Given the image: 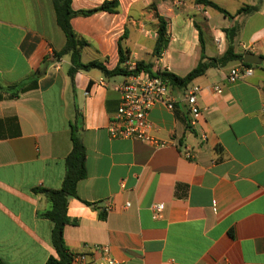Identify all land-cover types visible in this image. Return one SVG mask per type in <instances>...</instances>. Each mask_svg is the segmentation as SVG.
<instances>
[{"label":"crops","instance_id":"crops-1","mask_svg":"<svg viewBox=\"0 0 264 264\" xmlns=\"http://www.w3.org/2000/svg\"><path fill=\"white\" fill-rule=\"evenodd\" d=\"M102 1L71 0V8ZM117 1L116 13L70 19L86 41L82 62L114 68L120 39L123 66L142 61L152 74L183 77L199 60L195 25L204 55L219 58L229 45L224 29L237 23L233 53L261 61L233 84L226 81L229 61L208 67L185 87L169 86L172 109L158 103L148 115L151 133L168 145L110 138L116 86L126 75L105 77L91 68L69 78L68 55L53 59L65 36L52 0H0V84L24 80L44 57L50 61L34 88L0 100V264H44L56 255L53 221L42 216L51 204L33 189L61 187L72 126L85 149L86 174L77 197L67 201L63 240L71 256L103 245L117 264H264V0H211L229 16L194 0ZM256 3L257 11L235 14ZM158 17L168 41L154 56ZM189 90L200 108L190 129ZM184 145L191 159L183 156ZM159 204L163 209L154 218ZM87 255L82 264H96L98 256Z\"/></svg>","mask_w":264,"mask_h":264},{"label":"trees","instance_id":"trees-1","mask_svg":"<svg viewBox=\"0 0 264 264\" xmlns=\"http://www.w3.org/2000/svg\"><path fill=\"white\" fill-rule=\"evenodd\" d=\"M195 3L202 4L203 6L212 8L222 14L229 16V13L222 7L217 5L211 0H194ZM55 18L57 25L61 28L65 36V44L59 51L53 52V59H59L64 55H68L71 65L67 69V75L72 79L76 70H89L91 68L98 69L105 77H111L116 75L127 74H139L145 71L148 74L150 72L148 66L142 61L135 63L132 69H128L123 66L125 62V56L123 55L120 39L118 41L119 63L112 69H107L102 61L90 60L88 62L81 61V48L86 44V41L79 37L70 25V19L74 16H89L93 13L106 11L109 13L118 12L117 0H104L98 6L90 9L73 10L71 8V0H52ZM260 3L254 5H244L236 11V15L250 14L259 9ZM159 25L157 29V36L155 45L153 48V55L158 56L162 49L166 46L168 37L166 34L165 22L161 17H158ZM199 33V60L196 66L191 69L185 76L179 77L168 72H159V74L168 82L169 86L185 87L193 78L203 74L205 70L210 66L224 65L231 60L240 59L241 54H235L232 51L233 38L237 35L240 24H235L231 28L224 29L226 37L229 41V45L223 56L219 58H208L203 53V39L200 28L195 25ZM126 36V32L121 36V39ZM50 61L48 57H44L40 65L33 70L24 80H20L11 84H0V100L1 99H13L20 93H23L29 89H32L36 85L37 79L44 74ZM244 66H253L252 64L242 63ZM85 149L83 144L75 133V129L72 126L71 131V150L64 159V177L61 187L59 189H46L42 187H35L33 189L36 193H42L50 202L51 206L48 210L42 213V216L49 218L53 221V227L51 230V243L54 247L55 256H50L44 264H70L71 254L67 252L63 240V227L69 222L66 215L67 201L70 197H77L76 186L79 180L84 178L85 172Z\"/></svg>","mask_w":264,"mask_h":264},{"label":"built area","instance_id":"built-area-1","mask_svg":"<svg viewBox=\"0 0 264 264\" xmlns=\"http://www.w3.org/2000/svg\"><path fill=\"white\" fill-rule=\"evenodd\" d=\"M134 65L127 66L132 69ZM253 72L252 66L232 65L228 68L226 81L229 84L236 83ZM214 90L220 92L221 88L215 85ZM119 92V104L116 111L110 117L106 131L110 138H127L149 143L155 147H164L168 141L157 138L150 131L148 120L149 111L155 104H163L167 109H172L174 98L169 93L168 82L158 73L148 74H127L124 81L116 86ZM189 118L188 129L192 128L200 115V108L197 102L195 90H189L184 95ZM205 139V135H201ZM182 154L185 158L191 159L193 153L189 145L182 147ZM125 207L129 203H125ZM109 207L106 208L108 210ZM163 209V204L155 206L153 217H158ZM86 247V245H85ZM98 256L96 264H117L116 260L109 254V250L103 245H92L86 247ZM87 251L79 252L71 256L70 264H82L87 261Z\"/></svg>","mask_w":264,"mask_h":264},{"label":"water","instance_id":"water-1","mask_svg":"<svg viewBox=\"0 0 264 264\" xmlns=\"http://www.w3.org/2000/svg\"><path fill=\"white\" fill-rule=\"evenodd\" d=\"M261 61L260 57L251 53H244L240 59H234L229 62V65H237L240 63L247 64H259Z\"/></svg>","mask_w":264,"mask_h":264}]
</instances>
